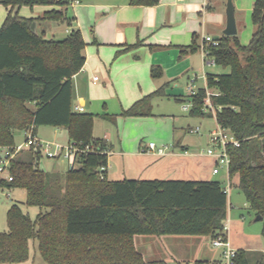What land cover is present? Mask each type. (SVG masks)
Segmentation results:
<instances>
[{
    "label": "trees",
    "instance_id": "16d2710c",
    "mask_svg": "<svg viewBox=\"0 0 264 264\" xmlns=\"http://www.w3.org/2000/svg\"><path fill=\"white\" fill-rule=\"evenodd\" d=\"M81 0H0L4 7L19 9L58 6L37 18L10 12L0 28V148L15 145L14 132L33 126L63 128L68 140L79 147L92 145L94 152L77 156L63 179L39 169L41 155L31 148L18 153L10 164L12 180L0 181L7 190L25 191V205L39 209L34 219L17 204L6 212L7 230L0 232V264L28 259L29 242L36 240L45 264H171L147 260L135 245L140 235H221L228 216L224 179L196 180H109L108 144L93 137L96 117L74 112L72 77L82 68L85 46L73 30L61 41L46 40L32 32L33 22L70 25L66 8ZM159 0H131V5H155ZM254 27L247 45L238 35L215 39L204 47L223 72L206 75V87L214 115L205 111L206 90L187 96L190 117H213L219 127L239 141L228 144V183L237 180L249 208L260 216L264 238V0H255ZM193 37L181 54L195 53L201 43ZM160 68H151L159 78ZM166 84L135 102L125 117L151 115L150 102L165 96ZM183 102L184 98H175ZM106 118L105 115L101 116ZM110 121L113 117L108 118ZM190 131V130H189ZM177 145V143L175 144ZM100 167L105 170L98 172ZM194 261L192 264H205ZM213 264H218L214 261ZM235 264H264L263 252L238 249Z\"/></svg>",
    "mask_w": 264,
    "mask_h": 264
},
{
    "label": "crops",
    "instance_id": "0c3cea01",
    "mask_svg": "<svg viewBox=\"0 0 264 264\" xmlns=\"http://www.w3.org/2000/svg\"><path fill=\"white\" fill-rule=\"evenodd\" d=\"M130 1H73L66 8L67 17L71 22L69 26L53 21L35 22V31L43 34L46 40H64L73 30H78L82 35L85 43L82 50L85 62L71 79L73 111L76 112L75 108L81 107L83 112L79 113L96 116L93 122V137L104 139L108 144L106 173L109 180H123V169L125 165L130 166L131 162L141 167H155L145 163L143 158L167 159L163 160L160 166L177 164V157L193 158L194 160L185 162V167L196 170L194 165L199 161L197 156H200L208 161L212 168V159L205 154L191 153L190 146L183 143L182 138L173 141L174 145L177 143L176 151L165 156H156L145 151L147 144L137 143L138 137L125 138L126 136L119 134L113 126L115 119L124 118L122 113L135 102L165 84V96L162 97L185 98L179 94L185 93L186 97L190 95L187 85L191 80L192 89L196 92L205 87L207 74L222 73L205 71L206 63L200 50L181 54V49L190 46L193 37H197V42L202 43L203 36L214 40L224 36L227 0H159L155 5L146 6L131 5ZM254 1L232 0L237 34L241 23L245 24L248 32L253 31L251 12ZM23 8L12 10L11 7L0 4V28L10 12L19 17L37 18L46 11L60 7L34 6L29 12H26V8V11H23ZM44 23H47V29L42 26ZM247 38L243 35L239 39L240 43L247 45ZM154 66L161 70L159 78L151 76V68ZM94 77L98 78L95 82ZM198 80L201 82L196 85ZM155 98L158 97H154L150 102L149 116H153L152 102ZM102 115L106 118H102ZM111 116L112 121L108 119ZM97 120L105 121L112 127L105 125L104 129L98 131ZM72 165L67 162L66 170L52 173L63 179ZM228 238L230 241V226ZM217 255L213 262L218 260L219 252Z\"/></svg>",
    "mask_w": 264,
    "mask_h": 264
},
{
    "label": "rangeland",
    "instance_id": "374dc122",
    "mask_svg": "<svg viewBox=\"0 0 264 264\" xmlns=\"http://www.w3.org/2000/svg\"><path fill=\"white\" fill-rule=\"evenodd\" d=\"M30 9V7H24L22 10L29 12L28 10ZM46 25L47 23H44L42 26L45 27ZM238 29V38L241 39L245 35L248 37V43L253 31L248 32L247 27L243 23L240 24ZM204 65L207 72H223L216 65ZM200 82L198 80L196 85H199ZM210 91L214 94V90ZM179 95L185 97L183 102L176 101L174 96L155 98L152 102L153 116L116 118L113 126L114 130L121 135L124 134L125 138L138 137L137 143L148 144L152 142L156 146H171L172 149L170 150L172 151H176L173 141L182 138L181 141L190 146L189 150L191 153H196V155L205 154L208 145V132L217 128L215 118L214 116L204 118L190 117L188 115L189 109H183V106H190L186 97L187 94L181 93ZM96 123L98 131L104 129L105 125L112 127V125L102 120H97ZM196 127L200 129L198 134L189 131V129H195ZM37 137L61 144H67L68 142L63 128L38 127ZM14 139L16 145L24 143L23 131H15ZM199 157L197 156L198 163L196 162L194 165L197 168L196 170H190L185 167V162L194 160L193 158L177 157L178 163L168 166H160L163 160H167L164 158H143L145 163L153 164L155 167L150 168V165L147 168L145 165L141 167L131 162L133 165L130 164L128 167L125 165L124 172H121L122 179L209 181L216 178V176L211 175L210 163ZM39 163V169L49 173L54 171L63 172L67 167V161L62 158L48 159L42 157ZM219 178L222 179V176H219ZM223 179V186L227 187V180ZM236 182L237 180L234 178L228 192L226 191L228 217L225 224L230 226V242L234 248L250 253H258L264 249V238L261 235L262 222L256 220L255 212L249 208L243 194L236 187ZM13 204H17L23 213H27L31 219H34L39 212L38 208L25 205L24 190H0V232L7 230L6 212ZM135 245L145 259L163 260L171 264H192L194 261H206L205 264H213V258L218 257L217 253L220 252L219 249L212 246L209 237L202 236L165 235L157 237L140 235L135 237ZM14 264H45L38 253L36 240L29 242L28 259Z\"/></svg>",
    "mask_w": 264,
    "mask_h": 264
},
{
    "label": "built area",
    "instance_id": "2783aa9c",
    "mask_svg": "<svg viewBox=\"0 0 264 264\" xmlns=\"http://www.w3.org/2000/svg\"><path fill=\"white\" fill-rule=\"evenodd\" d=\"M77 2V1H76ZM200 53L204 59V62L207 65H215L214 60L209 58L208 51L204 47L206 46H216L217 41L208 36H203L201 39ZM97 77L93 78V82L97 81ZM193 80L187 85V90L190 95H193L195 92L192 89ZM206 90V100H205V111L209 110L214 115V109L211 105L210 97L214 95L209 89ZM190 107V106H189ZM187 106H183V109H189ZM76 112H83L81 107L75 108ZM200 129L196 127L191 129V133L198 134ZM24 134V143L15 144L13 146H7L0 148V181L5 180L10 182L12 177L10 176V164L15 156L20 153L22 150L31 148L34 152L39 153L42 157L48 159H59L62 158L71 164L74 163L77 156L82 154H87L94 152L92 145H86L84 147H79L75 143L68 141L67 144H61L55 141L42 140L37 137L34 133L33 126H30L28 129L23 131ZM232 144L238 146L239 141L229 135L224 129L217 125V128L212 129L208 134V146L205 151V156L212 159V168L211 174L213 176L220 175L227 180L228 183V171L230 159L226 152V146ZM172 147L170 146H156L154 143L150 142L146 145L145 151L152 152L156 156H165L173 152ZM186 154L187 152L184 151ZM105 170V167H100L98 172ZM229 183L227 187H224V191L228 192ZM4 188L0 187V190ZM227 194V193H226ZM229 225L224 224L221 235H218L215 238L211 239V244L213 247L220 250L219 258L217 260L218 264H235V256L237 250L233 248L228 238Z\"/></svg>",
    "mask_w": 264,
    "mask_h": 264
},
{
    "label": "water",
    "instance_id": "95a60500",
    "mask_svg": "<svg viewBox=\"0 0 264 264\" xmlns=\"http://www.w3.org/2000/svg\"><path fill=\"white\" fill-rule=\"evenodd\" d=\"M35 27L36 24L33 22L31 24V30L32 32H35ZM237 34V29H236V23H235V17H234V7L232 0H227L226 3V26L223 31L224 36H235ZM71 169V168H70ZM261 217L257 216L256 220H260Z\"/></svg>",
    "mask_w": 264,
    "mask_h": 264
}]
</instances>
